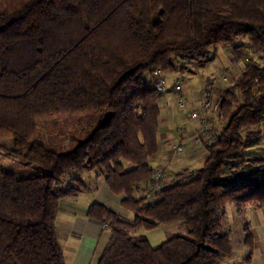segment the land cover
Here are the masks:
<instances>
[{
  "label": "trees",
  "instance_id": "obj_1",
  "mask_svg": "<svg viewBox=\"0 0 264 264\" xmlns=\"http://www.w3.org/2000/svg\"><path fill=\"white\" fill-rule=\"evenodd\" d=\"M241 38L264 50V0H0V264H66L56 213L85 171L133 212L88 202L99 231L88 264H223L232 252L224 203L238 215L245 201L264 204V156L246 148L264 123V63L244 55ZM219 42L244 58L216 87L219 130L149 202L160 71L202 67ZM85 112L104 116L71 148L37 138L39 120ZM158 224L173 227L152 245L141 230ZM241 232L246 250L232 264L251 254L245 221Z\"/></svg>",
  "mask_w": 264,
  "mask_h": 264
},
{
  "label": "rangeland",
  "instance_id": "obj_2",
  "mask_svg": "<svg viewBox=\"0 0 264 264\" xmlns=\"http://www.w3.org/2000/svg\"><path fill=\"white\" fill-rule=\"evenodd\" d=\"M240 40L245 44L243 49L244 55H247L248 57L258 60L261 63H264V50L254 51L250 46H248L245 38H241ZM210 54L211 59L204 66L193 68L192 71L185 70L182 74L186 73V79H182L181 77L180 78L182 79V84L184 87V96L186 100L189 99V105L195 106L196 110L198 111L200 120H197H206L209 123V130L211 132V129L214 127L216 128V130H219L220 123L216 120L214 112L205 113L204 110H201L199 108L198 103L203 97L204 90L207 86H210V84H212L213 94L217 95L216 87L222 88L227 84L231 83L233 77L237 75L239 69L242 67L244 58L240 57L237 60L232 59L230 48L226 46L223 42H219L213 49H211ZM160 75L162 77V81H164V83L162 84V92L160 94V102L164 103L167 107L170 106L169 110H172V113H170L167 108V111L169 112L168 115H170L168 119L166 117V108L161 109L158 117L160 127L163 124H165L166 126L169 125V129L171 130V121L173 123L172 119L175 117L177 111H179L181 114H183L182 121H189L191 123L192 128L189 137L186 138V140L188 139V141L191 142L190 144L185 143V139H182L181 141L180 139H177L176 137L173 138L172 136L170 138L169 136H166V138L163 140L167 149L165 154L169 156L167 158V161L170 162V164L167 165L165 162L166 160L164 159L162 163H158V167L163 168L165 170L164 172L166 176L171 178V176L177 175V173L184 174L187 172L188 168L197 165L201 160V156L203 157L204 152L201 146V141H197L195 143L191 139V135L195 128V120L186 119L185 114L178 108L176 103L177 100L175 91L173 90V79L177 77L178 73L176 71L173 73H161L160 71ZM222 76H224V78H222ZM212 78L215 79L214 82H212ZM103 116L104 113L92 116L91 113L85 112L70 115L67 117L50 118L48 120L41 119L38 121L37 125V138L47 143L48 145H52L56 149L66 150L73 146V142L75 140L83 138L91 130L94 123L99 119H102ZM261 128L262 131L260 135L246 144L247 150H250L251 152L250 154L264 156V123L261 124ZM163 130L165 131V129ZM177 142L181 144L182 149L180 152H174L172 150V144ZM189 153L192 154L189 155L190 159H187V154ZM171 160L174 161V165L171 164ZM67 177L68 176L64 177V182L67 181ZM86 186L87 187L82 194L77 193L73 196L60 198V209L57 212L55 223L58 239L64 251L66 249L64 245L67 246L69 244V239H73V241H76L77 237L79 236L78 231L81 229V227L78 225L77 222L73 223L74 219L73 221H68V223H71V226L68 229L65 227L67 215L63 208L64 206H66L68 207V209L74 210V212L76 213L75 217L82 218L83 213L81 215L79 211L80 209L82 211L84 206L87 205L88 202L92 201V197H94V194L98 189V181H88ZM245 202H243L242 204V210ZM224 205V225L226 227H228L227 225L230 226L228 230L230 231L231 240L234 244L233 247H236L234 235L236 234L237 228L236 222L239 220V218L236 217L238 214H236L234 207L231 203L226 201ZM120 207L126 209L130 216L132 215V211H130L129 209L127 210V208L123 205H120ZM117 211V213L124 215L121 211ZM172 227V224H158L155 226V228L141 231L145 232L149 236V241L152 245H157L160 242V238L164 237V230L170 229ZM232 256L234 259H238V249L233 250ZM225 263L226 261L223 262V264Z\"/></svg>",
  "mask_w": 264,
  "mask_h": 264
},
{
  "label": "crops",
  "instance_id": "obj_3",
  "mask_svg": "<svg viewBox=\"0 0 264 264\" xmlns=\"http://www.w3.org/2000/svg\"><path fill=\"white\" fill-rule=\"evenodd\" d=\"M169 73H173V72H169ZM180 77H182V79L183 78L186 79L187 77L186 73L181 74ZM163 83L164 81H162L160 85L163 86L162 85ZM169 107L170 106L168 107L165 106V104H163L162 106V108H166V111H167V108L169 110ZM169 112L172 113V110H169ZM169 112L167 111V116H166L168 119L170 116L168 115ZM182 118H183V114L177 111V113L175 114V117L172 119L173 123L171 121V127H172L171 130L169 129L170 128L169 125L166 126L165 124H163L161 125V127H159L161 131L159 130L158 132V149L153 156L149 157L148 161L150 165L152 166L158 165V163H162L164 159L166 160L165 162L167 165L170 164V162L167 161L168 160L167 158L169 156L165 154L167 149L163 142L166 136H169V138L171 136L173 138L176 137L177 139H180L181 141L182 139H185V143L187 144L191 143L188 141V139L186 140V138L189 137L191 129H192L191 123L189 121L183 122ZM163 129H165V131ZM203 152L205 153L204 150ZM191 154L192 153L187 154L188 156L186 155L188 157L187 159H190L189 155ZM202 158L203 157L201 156V159ZM171 164L174 165L173 160H171ZM81 176L84 181V186L77 192L78 194L83 193V191L87 187L86 184L88 183V181L90 182L98 181V189L96 190L94 197H92L93 198L92 200H97V201L104 203L106 206H108L110 209H112L115 212H118L117 210L121 211L124 214L123 216H126V214H127V217L130 216L128 211H126V209H123L120 207L121 204L119 202V199L122 195L120 193L118 194V193H114L110 191L105 185L101 176L95 174L93 171L82 172ZM86 206L87 205L84 206L82 211L81 209L79 211L81 215L83 213L82 218L75 217L76 213L74 212V210H70L66 206H64L63 208V210L66 212V215H67L65 227L68 229L71 226V223H68V221H73V219H74L73 223L77 222L78 225L81 227L80 229L81 231L80 230L78 231L79 236L77 237L76 241L75 240L73 241V239H69L70 241L69 244L67 246L64 245V247L66 248L65 251L62 249L66 264H88L90 257L93 253V250L99 241L98 240L99 231L98 232L96 231V229L98 228L97 224L94 223L92 220L88 219L84 213ZM236 217L239 218V220L237 219L238 221L236 222L237 228H236V234L234 235L236 247H233L234 244L231 240L232 252L229 256L224 258V261H226L227 264L235 263L244 254L246 247L245 245L241 243L240 238L242 234L241 225H242V222L245 221L247 222L249 230L252 235L251 254H250L248 262L245 264H264V204L256 205L255 203H252L251 200L250 201L248 200L243 205V210H242L241 215L240 216L237 215ZM152 228H155V226ZM229 228L230 226L228 225V229ZM228 233L231 239L229 230H228ZM145 235L148 236L146 233ZM147 238L149 239V236ZM163 239L164 237H161L160 241H162ZM234 249H238V254H239V257H237L238 259H234L232 256Z\"/></svg>",
  "mask_w": 264,
  "mask_h": 264
},
{
  "label": "built area",
  "instance_id": "obj_4",
  "mask_svg": "<svg viewBox=\"0 0 264 264\" xmlns=\"http://www.w3.org/2000/svg\"><path fill=\"white\" fill-rule=\"evenodd\" d=\"M151 73L153 75L158 74L159 70L154 69ZM222 78H224V76H222ZM160 80L162 81V79ZM214 80L215 79H213L212 82H214ZM173 90L176 94L177 106L181 111H183L186 116V119L195 120V128L191 135L192 141L195 143L197 141H204L208 143L211 142L212 132H210L209 130V123L206 120L199 121L200 117L198 111L196 110V107L190 106L189 99L186 100L184 96V87L182 84V79L178 75L173 79ZM198 106L201 110H204L205 113H212L216 109V95L212 92V84H210V86H207L204 90L203 97L199 101ZM181 149L182 148L180 143L177 142L172 144V150L174 152H180ZM164 171L165 170L163 168H160L158 166L154 167L152 171V185L146 192L147 200H149V202L153 200L155 192L158 191L159 188H161L163 185H165L170 179L166 176Z\"/></svg>",
  "mask_w": 264,
  "mask_h": 264
},
{
  "label": "water",
  "instance_id": "obj_5",
  "mask_svg": "<svg viewBox=\"0 0 264 264\" xmlns=\"http://www.w3.org/2000/svg\"><path fill=\"white\" fill-rule=\"evenodd\" d=\"M157 87H161L160 83H159V84H157Z\"/></svg>",
  "mask_w": 264,
  "mask_h": 264
}]
</instances>
